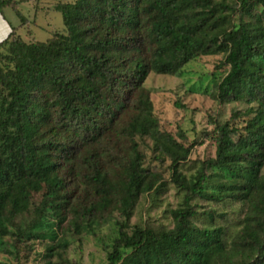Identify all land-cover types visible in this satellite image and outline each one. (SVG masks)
I'll use <instances>...</instances> for the list:
<instances>
[{
	"label": "trees",
	"instance_id": "1",
	"mask_svg": "<svg viewBox=\"0 0 264 264\" xmlns=\"http://www.w3.org/2000/svg\"><path fill=\"white\" fill-rule=\"evenodd\" d=\"M18 3L0 0V13L10 6L23 24ZM237 3L249 21L227 20L222 10ZM55 9L65 34L28 42L12 29L0 43L11 63L0 65V202L10 191L42 190L22 229L8 231L0 216V243L7 234L53 238L66 211L113 205L121 220L106 264H264V0H74ZM214 53L228 65L216 98L246 109L239 123L214 124L215 156L186 182L177 169L189 148L159 128L144 81ZM136 136L170 159L186 190L171 228L129 224L153 185ZM207 169L222 176L210 192ZM81 180L90 193L80 198L68 186ZM193 195L243 203L241 229L227 241L224 225H197Z\"/></svg>",
	"mask_w": 264,
	"mask_h": 264
},
{
	"label": "rangeland",
	"instance_id": "2",
	"mask_svg": "<svg viewBox=\"0 0 264 264\" xmlns=\"http://www.w3.org/2000/svg\"><path fill=\"white\" fill-rule=\"evenodd\" d=\"M17 1V9L26 17L25 22L21 23L10 6L1 9L0 21L5 19L7 25L25 41H44L55 33H66L61 13L55 5L74 0ZM213 1L230 6L237 0ZM239 5L237 3L235 8L222 10L230 23L250 20L247 14L241 12ZM10 32V28H6L0 43ZM7 55V45H0V65L5 68L11 66ZM224 55H199L175 74L150 72L144 81L159 128L189 148L186 160L178 163L177 169L186 182L194 180L204 167L203 163L215 156L214 124L225 121L239 123L246 109L244 101L220 102L215 96L216 84L228 70V65L223 64ZM135 140L142 155V166L153 185L140 194L129 224L153 229L171 228L174 224L171 211L182 206L186 190L174 181L170 159L154 151L150 139L136 136ZM207 174L206 190L210 192L222 176L212 169H207ZM68 189L80 198L90 193L82 180L76 187L69 185ZM41 195L42 190L10 191L5 195L3 203L0 202V216L7 223L8 231L15 232L30 222ZM190 204L196 211L193 221L203 226L224 225L227 241L241 229L247 212L243 203L226 197L211 199L193 195ZM209 212L213 215L212 220L207 218ZM120 220L121 215L113 205L104 209L97 207L86 215L66 211L63 219L55 221L53 238L5 235L0 243V264H106V255L112 249Z\"/></svg>",
	"mask_w": 264,
	"mask_h": 264
},
{
	"label": "crops",
	"instance_id": "3",
	"mask_svg": "<svg viewBox=\"0 0 264 264\" xmlns=\"http://www.w3.org/2000/svg\"><path fill=\"white\" fill-rule=\"evenodd\" d=\"M4 20L2 22L0 21V37L5 34L6 28L9 27L10 28V31H12V29H13L10 25H7V23ZM16 34H17V32H16Z\"/></svg>",
	"mask_w": 264,
	"mask_h": 264
}]
</instances>
